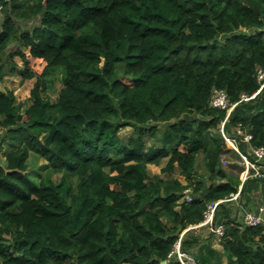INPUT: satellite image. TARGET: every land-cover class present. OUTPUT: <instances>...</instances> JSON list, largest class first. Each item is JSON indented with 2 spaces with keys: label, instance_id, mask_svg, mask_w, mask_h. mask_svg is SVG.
I'll return each mask as SVG.
<instances>
[{
  "label": "trees",
  "instance_id": "trees-1",
  "mask_svg": "<svg viewBox=\"0 0 264 264\" xmlns=\"http://www.w3.org/2000/svg\"><path fill=\"white\" fill-rule=\"evenodd\" d=\"M0 3V84L8 72L35 78L27 107L0 88V149L12 147L0 162V264H182L170 255L176 242L218 200L226 264H264V222L226 209L242 181L223 155H241L221 131L228 111L211 105L215 88L238 102L224 131L253 159L251 147L264 146V88L241 97L260 88L264 0ZM154 122L167 126L159 133ZM33 150L47 160L40 179L29 172ZM200 155L208 183L197 179ZM165 159L161 171L178 167L186 182L150 172ZM200 239L190 228L181 247L193 252Z\"/></svg>",
  "mask_w": 264,
  "mask_h": 264
},
{
  "label": "built area",
  "instance_id": "built-area-1",
  "mask_svg": "<svg viewBox=\"0 0 264 264\" xmlns=\"http://www.w3.org/2000/svg\"><path fill=\"white\" fill-rule=\"evenodd\" d=\"M2 9H3V5L0 3V19L2 16ZM258 79L260 81L259 90L251 96H248L247 94H243L241 100H248L250 98L255 97L257 93L264 88V69L259 70ZM237 103L238 102L231 103L228 93L225 89H221V88L214 89L211 97V105L222 109H226L228 111L227 116L225 117V119L222 121L221 124V131L223 133L225 141L229 147L234 148L239 152V154L245 160L247 165V170L242 178V185L240 187V190L237 193H233L232 196L227 200L237 199L239 197V195L241 194V188L243 184L250 176H255L259 178L264 177V170L262 169V165H261V161L264 159V146L251 147V151H252L251 153L254 157L253 159H251L247 154L239 150L237 145V139L227 134L224 131V124ZM238 133L242 134V139L246 142H249L252 137L250 133H243L240 127H238ZM225 155L226 154L223 155V164H226V161L224 160ZM184 199L187 200L191 199L188 189L186 190V194L184 195L182 200ZM222 201L224 200H218L210 203L205 211L204 220L201 222L204 224H208L210 226V231L218 237L224 235L225 225L223 223H217V222L213 224V221H214L215 213L218 210V204ZM244 222L248 225H258L261 222H264V205L260 206L258 211H247L244 216ZM193 226L194 225H191L181 234L180 238L175 244L174 250L172 251V253H170V255L171 254L177 255L178 259L181 261L182 264H200L199 260L195 255H193L191 252L184 251L181 247V239L183 234Z\"/></svg>",
  "mask_w": 264,
  "mask_h": 264
},
{
  "label": "rangeland",
  "instance_id": "rangeland-1",
  "mask_svg": "<svg viewBox=\"0 0 264 264\" xmlns=\"http://www.w3.org/2000/svg\"><path fill=\"white\" fill-rule=\"evenodd\" d=\"M2 11H3V9H2ZM36 24H38V20L28 22L27 24H22V27H32ZM15 60L18 61L20 65H23V61L19 56L15 57ZM32 64L36 68L40 67V64H38V62H35L34 60H33ZM123 80L127 81L128 83H131L128 79H123ZM34 81H35V78L24 79L18 73L8 72L5 76L3 83H2V87L4 86V87L14 89V91L18 97V100L24 102V107H27L33 100L32 96H31V88L33 87ZM57 85L59 88L62 86L60 81L57 82ZM56 96H57L56 93L51 95L53 100L56 99ZM153 124L158 125L159 133H161L167 126L166 122H158V123L154 122ZM132 130H133V127H131V126H127V127H124L121 129L120 135H121L123 141H126L130 137ZM3 132H4V128L0 126V134H2ZM150 140H151V138H149V142H150ZM11 148L12 147H10V145L5 143L2 146V148L0 149V162L2 164H5L6 155L11 150ZM224 160L226 161V164L222 163V165L231 174H233L235 176H239L241 178V181H242V178H243V176L247 170L246 162L242 158V156L240 159L239 157L235 156L233 153L228 152L225 155ZM166 161H167V159H165L160 165L150 164L149 165L150 172L152 174L159 173L163 177H170V176L178 177L181 180H183L184 182H186L185 176L181 174L180 169L178 167L175 170V172L172 173L171 175L168 173H163L161 171V168L166 164ZM46 162H47V160L44 157L39 156L38 153L35 150H33L31 153V157H30L29 172L32 175H34L37 179H40L41 176L45 175V173H46L45 170L40 169V167L43 164H45ZM261 165H262V169L264 170V159L261 161ZM243 167H244V171L241 170ZM197 171H198L197 179L206 180V182L208 183V172H207V169L205 168L204 161H203L201 155L197 161ZM52 177H53V179L58 180L60 177V174L54 173L52 175ZM252 177H255V176H252ZM256 180L257 179H255V181ZM262 183H263V187H264V182L262 181ZM190 189H188V190L191 191ZM263 193H264V190H263Z\"/></svg>",
  "mask_w": 264,
  "mask_h": 264
},
{
  "label": "crops",
  "instance_id": "crops-1",
  "mask_svg": "<svg viewBox=\"0 0 264 264\" xmlns=\"http://www.w3.org/2000/svg\"><path fill=\"white\" fill-rule=\"evenodd\" d=\"M252 178L254 177H249V179ZM249 179L245 182V186L243 184V191L239 197L229 200L226 204V209L230 215L241 221L244 220L247 211H258L259 207L264 205V187L262 180L249 181ZM248 183L249 185L247 186ZM217 216L221 218L223 217V213H218ZM192 228H194L196 234L201 238L193 251L198 255H202V257L206 255L210 259L208 264H226L228 257L224 253L225 248L221 244L220 237L210 231V226L208 224L199 223L195 224ZM213 249H215L217 253H213Z\"/></svg>",
  "mask_w": 264,
  "mask_h": 264
},
{
  "label": "water",
  "instance_id": "water-1",
  "mask_svg": "<svg viewBox=\"0 0 264 264\" xmlns=\"http://www.w3.org/2000/svg\"><path fill=\"white\" fill-rule=\"evenodd\" d=\"M0 88H1V89H5L4 86L2 87V83L0 84ZM242 190H243V187L241 188V192H242ZM217 214H218V210H217V212L215 213L213 224L216 223V217H217ZM191 253L197 257V254H196L194 251L191 252ZM163 262H164V261H163Z\"/></svg>",
  "mask_w": 264,
  "mask_h": 264
}]
</instances>
